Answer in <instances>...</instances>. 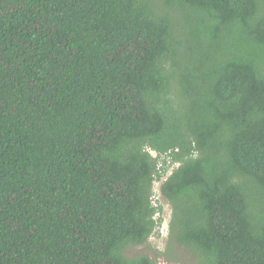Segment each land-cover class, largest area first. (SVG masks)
<instances>
[{"label":"trees","instance_id":"1","mask_svg":"<svg viewBox=\"0 0 264 264\" xmlns=\"http://www.w3.org/2000/svg\"><path fill=\"white\" fill-rule=\"evenodd\" d=\"M157 180L169 250L264 264V0H0V264H157Z\"/></svg>","mask_w":264,"mask_h":264},{"label":"rangeland","instance_id":"2","mask_svg":"<svg viewBox=\"0 0 264 264\" xmlns=\"http://www.w3.org/2000/svg\"><path fill=\"white\" fill-rule=\"evenodd\" d=\"M152 154L157 156V152L155 151H152ZM164 156H161L160 166L163 164L162 159L165 158ZM177 166H179V163L166 164L168 171L163 177V180H165ZM161 183V180L155 181L153 187V198L156 204L162 206L160 216L163 221L161 225L155 229L146 244L128 248L127 254L130 256L140 254L148 255L152 257L157 264H190L191 256L183 247L178 246L175 243L172 250H169L170 222L172 219L173 207L161 194ZM167 252L168 254H166Z\"/></svg>","mask_w":264,"mask_h":264}]
</instances>
